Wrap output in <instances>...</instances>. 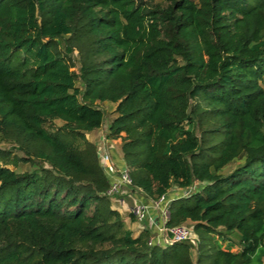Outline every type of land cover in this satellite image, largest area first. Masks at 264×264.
I'll return each mask as SVG.
<instances>
[{"label":"trees","instance_id":"trees-1","mask_svg":"<svg viewBox=\"0 0 264 264\" xmlns=\"http://www.w3.org/2000/svg\"><path fill=\"white\" fill-rule=\"evenodd\" d=\"M105 101L133 186L188 190L166 225L196 246L112 207ZM0 137V264H264V0H0Z\"/></svg>","mask_w":264,"mask_h":264},{"label":"built area","instance_id":"built-area-1","mask_svg":"<svg viewBox=\"0 0 264 264\" xmlns=\"http://www.w3.org/2000/svg\"><path fill=\"white\" fill-rule=\"evenodd\" d=\"M111 138L103 137L101 143L96 145L97 154L100 163L105 171L109 180V187L106 190V195L113 200V197L121 191L122 188L131 187L140 192H143L140 187H135L132 184L128 167L118 165L114 161L113 153L111 150L110 142ZM188 190L183 191L184 195ZM145 194V193H144ZM174 198V197H173ZM148 204H141L136 202L135 206L130 210L131 213L138 219L143 220L148 218L151 223H155V217L158 220L156 226L157 232L151 234L148 237L147 243L149 245H166L173 242L189 241L193 246L197 245V235L194 232L192 226L186 224H179L174 226H167L166 221L169 217L168 203L172 199L168 193L159 196L156 199L149 198ZM150 210H154L156 216L149 214ZM145 228V227H144ZM142 228V229H144Z\"/></svg>","mask_w":264,"mask_h":264},{"label":"rangeland","instance_id":"rangeland-1","mask_svg":"<svg viewBox=\"0 0 264 264\" xmlns=\"http://www.w3.org/2000/svg\"><path fill=\"white\" fill-rule=\"evenodd\" d=\"M153 2H161V0H153ZM97 105L100 106L103 110H104V119L103 122L101 124V126L96 129L93 130V132H87L85 133V137L92 143L97 145V149H98V145L101 143V141L103 140V137L106 136V133L108 131V125L110 123V121L112 120V118L115 117L116 113L114 111V107H115V103L109 102V101H105V102H97ZM54 123L56 126H64L66 125L63 121L59 120V119H55ZM111 141L108 142L109 144H111V150L114 156H118L121 158V150H120V142H118V140H120V138H111ZM11 147V143L4 141L1 137H0V148L3 149H8ZM14 154L20 155L18 152H16L14 150L13 152ZM113 156V157H114ZM8 166L12 169H17V170H26V169H31L32 166H30L29 163L26 164H17V162H15V159L13 160H8L7 162ZM236 164L233 163L232 165H229L227 167H225L224 169L226 171H228L229 169H232V167H234ZM183 193V189H179L176 187H173L169 192L168 195L170 198H173L175 196L181 195ZM111 201V205L114 208H120L116 210H118V212L121 214V216H125L127 217V224L125 223V226L127 228H130L128 226H130V218H134L135 221L137 222V229L136 231L139 233L140 231L144 230V229H149L150 230V235L153 233L155 234L157 232V228L156 226L153 228L152 226L154 225L153 223L150 222V220L148 218H145L143 220H138L132 213H131V209L133 208V206H135V203H141V204H148L149 203V199L148 197L144 194V192H140L135 188H131V187H125L122 188L121 191L119 193H117L114 197L113 200L110 199ZM145 227V228H144ZM144 228V229H142ZM152 228V229H151ZM133 232V231H132ZM137 233V234H138ZM134 235L135 231L133 232ZM231 238L233 239H237V233L236 232H232L231 234H229ZM222 244L224 245V240L222 239Z\"/></svg>","mask_w":264,"mask_h":264},{"label":"crops","instance_id":"crops-1","mask_svg":"<svg viewBox=\"0 0 264 264\" xmlns=\"http://www.w3.org/2000/svg\"><path fill=\"white\" fill-rule=\"evenodd\" d=\"M93 132V131H92ZM121 141V139L120 140H118V142H120ZM114 156V155H113ZM114 161L118 164V165H123L124 163L122 162V158H120V157H116V156H114ZM117 208V207H116ZM115 208V209H116ZM117 209H119L120 210V208H117ZM121 211V210H120ZM149 214H151V215H153V217H155L156 216V213L154 212V210H150V213ZM122 218H123V220H124V222L127 224V217H125V216H123L122 215ZM130 220H131V222H130V226H128V227H130L129 229L131 230V231H135V234H137L138 232L136 231V229H137V222L135 221V219L134 218H130ZM154 225L152 226L153 228L155 227V225H157V223H158V220H157V218L155 217V219H154ZM152 229V228H151ZM228 238V237H227ZM229 243H231V244H233V246H232V248H231V250L232 251H237L238 250V245H237V239H233V238H231L230 237V239H225L224 240V247L225 246H227V244H229ZM193 258H195V254L193 253Z\"/></svg>","mask_w":264,"mask_h":264}]
</instances>
